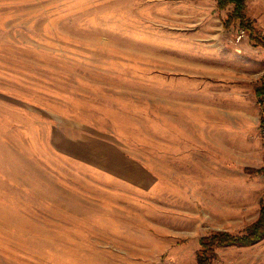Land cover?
<instances>
[{
	"label": "rangeland",
	"instance_id": "1",
	"mask_svg": "<svg viewBox=\"0 0 264 264\" xmlns=\"http://www.w3.org/2000/svg\"><path fill=\"white\" fill-rule=\"evenodd\" d=\"M244 3L251 34L216 0H0V264H196L201 235L257 219L264 0ZM210 264H264V238Z\"/></svg>",
	"mask_w": 264,
	"mask_h": 264
},
{
	"label": "trees",
	"instance_id": "2",
	"mask_svg": "<svg viewBox=\"0 0 264 264\" xmlns=\"http://www.w3.org/2000/svg\"><path fill=\"white\" fill-rule=\"evenodd\" d=\"M228 4H231V10L223 21L224 26H228L230 21L237 19L239 26L251 34L252 26L244 12V0H216L217 8H224ZM255 92L258 96H264V76L261 77V83L256 87ZM259 113V126L264 127V98H259ZM245 169L250 172L261 173L264 176V154H262L260 167H246ZM262 238H264V203L260 207L257 219L246 225L241 233L234 234L226 230H213L201 235L197 241L198 248L195 250V262L196 264H210L215 257V248L218 246H247L258 242Z\"/></svg>",
	"mask_w": 264,
	"mask_h": 264
},
{
	"label": "crops",
	"instance_id": "3",
	"mask_svg": "<svg viewBox=\"0 0 264 264\" xmlns=\"http://www.w3.org/2000/svg\"><path fill=\"white\" fill-rule=\"evenodd\" d=\"M117 157V160L122 164L121 168L114 169L111 167L113 170L109 169V172L142 189H149L154 185V175L148 173L140 164L122 154H119Z\"/></svg>",
	"mask_w": 264,
	"mask_h": 264
}]
</instances>
